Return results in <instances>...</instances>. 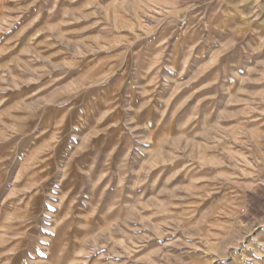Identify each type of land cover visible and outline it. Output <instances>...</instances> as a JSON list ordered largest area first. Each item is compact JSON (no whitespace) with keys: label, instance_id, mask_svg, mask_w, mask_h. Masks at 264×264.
I'll return each mask as SVG.
<instances>
[{"label":"rangeland","instance_id":"1","mask_svg":"<svg viewBox=\"0 0 264 264\" xmlns=\"http://www.w3.org/2000/svg\"><path fill=\"white\" fill-rule=\"evenodd\" d=\"M0 264H264V0H0Z\"/></svg>","mask_w":264,"mask_h":264}]
</instances>
